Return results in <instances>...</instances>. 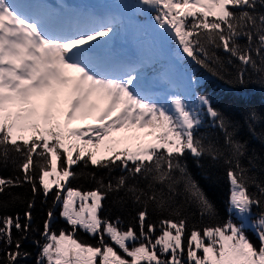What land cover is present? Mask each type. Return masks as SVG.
<instances>
[{"label":"snow or ice","instance_id":"6c2138e0","mask_svg":"<svg viewBox=\"0 0 264 264\" xmlns=\"http://www.w3.org/2000/svg\"><path fill=\"white\" fill-rule=\"evenodd\" d=\"M138 6L154 11L159 29L178 42L183 54L214 75L227 74L225 62L213 50L223 49L228 64L239 61V83H247L252 75L264 82V0H138ZM119 24L116 14L77 12L60 17L33 0H0V162L7 163L14 152L22 172L21 176H0V196L25 183L33 194L25 223L18 213L0 217V241L7 245L4 264H19V258L28 256L21 247L23 237L13 239L12 229L29 231L35 194L41 190L48 194L45 178L56 171L61 156L63 177L74 175L70 169L78 161L109 170L120 168L124 174L107 184L101 178L99 186L87 193L68 187L65 196L63 185L57 188L54 204H62L61 215L72 231L51 230L54 212L50 208L42 233L46 242L37 264H95L97 256L101 264H264V210L254 222L259 247L245 234V225L231 219L205 227L202 235L196 228L186 232V217L175 207L181 183L202 212L214 211L182 162L186 153L196 158L209 154L213 159L228 153L230 211L241 217L249 215L253 206L264 209V181L241 166L244 146L233 139L206 96L196 97L194 105L185 94L173 92L162 103L142 84L139 59L99 52L101 43L117 34ZM241 38L246 43H240ZM200 106L224 130L223 145L206 144L195 135L202 124ZM78 116L97 122L86 128L66 127ZM144 129L150 141L143 139ZM102 145L107 154L98 158ZM137 177L146 185L128 183ZM250 184L256 192L249 190ZM122 189L142 206L138 232L132 226L123 230L101 215L102 200ZM75 196L80 197L78 209ZM89 198L91 203H86ZM150 207L169 213L159 221L158 236L154 235L157 225L146 220ZM78 228L98 235L100 246L74 239ZM106 235L131 259L118 255Z\"/></svg>","mask_w":264,"mask_h":264},{"label":"trees","instance_id":"16d2710c","mask_svg":"<svg viewBox=\"0 0 264 264\" xmlns=\"http://www.w3.org/2000/svg\"><path fill=\"white\" fill-rule=\"evenodd\" d=\"M240 43L244 44L246 40L241 38ZM213 50L225 62L227 74L222 71L221 75H214L212 71L198 64L190 57L194 73L206 76L203 83L200 84L199 91L209 99L211 106L221 114V117L226 122L227 131L232 134L233 139L244 146L242 149L243 155L239 157L241 166L249 170L248 174L250 176L256 177L258 181H264V82H260L257 75H252L247 83H239L236 80L239 61L233 60L231 64H228V54L223 49ZM212 66L217 67L215 64ZM195 135L202 138L206 144L211 142L223 145L225 132L218 126V121L213 120L206 113ZM73 157L75 158V153ZM227 157V152L224 156L217 159H213L209 154H203L199 158L194 157L190 153L185 154L182 162L186 164L188 174L196 181L214 206L213 212H202L199 204L189 193L184 191L183 183H181L178 186L175 207L180 209L183 217H186V232L190 233L193 228H196L201 230L202 235V230L205 227L223 224L230 219L229 196L231 185L228 177L230 165L226 162ZM19 162L20 157L14 152L10 153L7 163L0 162V176H21L22 172L17 167ZM62 162L63 156L58 158V170L45 178L50 188L48 194L45 195L42 190L35 194L29 231L25 234L15 228L12 229L13 239L23 237L21 247L23 251L28 253L27 257L19 258V264H37L41 246L46 242L42 233L50 208L54 212V216L50 221L51 230L56 233H59L60 230H65L66 233L72 231L71 226L67 224L66 219L61 215L62 204L59 202L54 204V193L60 185H63L62 195H65L68 187L78 190L80 193H87L99 186L98 181L101 178L107 184L109 179L115 181L117 177L124 174L120 168L109 170L90 164L85 165L83 161H78L70 169L74 175L63 177L60 167ZM128 183H138L139 186L143 187L147 181L142 177H137L134 179L130 178ZM249 190L252 192L257 191L255 185L251 184ZM32 200L33 194L30 184L25 183L22 186L8 189L6 194L0 196V217L15 216L18 213L22 218L21 223H25L24 213L28 211L27 204ZM90 201L91 198L86 203H90ZM79 202L80 197L76 204L77 209ZM101 203V215L104 218L109 219L113 223H118L123 230L132 226L138 232L137 214L142 206L134 203L131 195L126 190L109 192ZM253 208L259 214L264 210L257 206H253ZM168 215V212L161 213L151 207L149 208V216L146 217V220L157 225L155 236L160 234L159 221L167 218ZM245 232L249 239L259 247L260 241L256 234V228L248 227ZM74 239L81 242L87 241L93 247L100 246L98 235L93 236L80 228L76 230ZM105 239L118 254L124 258H129L107 235ZM6 249L7 245L0 241V264H4L6 259ZM157 255H160L159 252H157ZM197 255H202V250H197ZM97 264H101L99 258L97 259ZM140 264H146V262L141 261Z\"/></svg>","mask_w":264,"mask_h":264},{"label":"rangeland","instance_id":"374dc122","mask_svg":"<svg viewBox=\"0 0 264 264\" xmlns=\"http://www.w3.org/2000/svg\"><path fill=\"white\" fill-rule=\"evenodd\" d=\"M106 1L107 0L103 2L104 7L101 16L105 14H116L119 17L120 24L117 34L110 41L101 43L99 52L102 55L121 57L124 53L127 54L130 52V48L133 46L135 54L129 57L141 61L142 84L147 89L149 95L163 103L169 100L173 92H180L185 94L192 104H198L196 97L200 95L205 96L200 93L199 89L200 84L203 83L206 76L194 73L193 67L191 66V58L182 53L178 42L174 38L159 29L153 19L155 15L154 11L146 7L138 6V0ZM64 2L65 0H59V6L56 8H51L40 1H38V4L43 5L45 9L53 15L60 17H67L81 12V10L76 9L74 5H68ZM117 41L125 42V49L122 53L112 48V44ZM61 106L67 108L66 104H62ZM42 110L43 109H41V111ZM199 111L202 121L207 113L206 108L200 106ZM61 122H65L64 117H61ZM96 122L97 121L92 117L82 119L78 116L70 124L66 125V127L86 128L88 124ZM147 131V129L142 130L141 135L145 141H150L152 137L144 135ZM26 135H28V133H26ZM114 135L119 136L121 133H114ZM87 138L88 136H85V139ZM89 147H91V145H89ZM106 154L105 147L102 145L97 152V156L99 158ZM56 164V170H58V159ZM74 199L78 201L79 196H75ZM258 215L259 212L252 207L250 214L245 217H241L238 213L231 211L230 219L237 225L243 223L245 229L248 227L255 228L254 222ZM98 258L101 261V258L97 256L95 264H97Z\"/></svg>","mask_w":264,"mask_h":264},{"label":"bare ground","instance_id":"6f19581e","mask_svg":"<svg viewBox=\"0 0 264 264\" xmlns=\"http://www.w3.org/2000/svg\"><path fill=\"white\" fill-rule=\"evenodd\" d=\"M35 3H38V0Z\"/></svg>","mask_w":264,"mask_h":264}]
</instances>
